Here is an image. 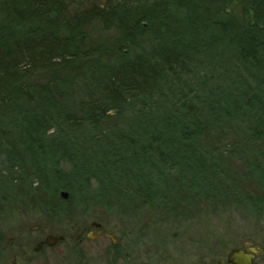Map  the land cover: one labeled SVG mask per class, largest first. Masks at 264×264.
I'll list each match as a JSON object with an SVG mask.
<instances>
[{"label":"trees","instance_id":"16d2710c","mask_svg":"<svg viewBox=\"0 0 264 264\" xmlns=\"http://www.w3.org/2000/svg\"><path fill=\"white\" fill-rule=\"evenodd\" d=\"M230 3L0 0V214L22 205L59 217V205L94 199L133 209L159 198L176 211L200 190L241 188L225 156L243 161L263 202L264 0L239 14ZM201 62L215 87L230 84L207 113L187 90L171 93ZM133 105L147 111L139 131L124 129ZM208 136L216 146H203ZM174 167L187 172L168 183Z\"/></svg>","mask_w":264,"mask_h":264},{"label":"rangeland","instance_id":"374dc122","mask_svg":"<svg viewBox=\"0 0 264 264\" xmlns=\"http://www.w3.org/2000/svg\"><path fill=\"white\" fill-rule=\"evenodd\" d=\"M248 1L250 0H231V9L235 14H239ZM202 60H204L203 57ZM208 65L205 62L195 65L193 69L182 75L177 88L171 92L172 95L178 96L181 88L184 89V92L187 90L186 94L191 100L188 105L197 107L204 113H207L213 105L211 104L213 101L211 97L215 91H226L230 85L223 86L224 83L220 80V86L215 87V82H211L212 78L210 79L209 74L215 72L210 67L211 65ZM159 105L161 112L162 107L169 109L172 103ZM132 108L126 112L124 122L129 127L124 129L139 131L142 127L136 129L139 126L136 125V122L140 121L141 125H144V115L147 114V111H139V107L134 105ZM160 112L157 113L161 115ZM161 122L158 119L153 120V123L158 126L162 124ZM149 125L151 124H145L146 130L151 129L148 127ZM217 138V136L203 138V146L208 147L209 144L212 147L216 146ZM232 138L228 137L227 139ZM222 139L224 138L222 137ZM225 159L226 162L231 163L230 175L238 176L239 180L244 179L240 182L241 185L239 184L241 188L234 189L235 186L232 185L233 188L230 191L225 190L217 195L212 194V196H210L207 188L205 192L204 189L200 190L196 192L197 196L192 193V196L188 197L189 200L191 199L190 203H187L188 205L184 204L177 207L176 211H171V209L162 206L159 198H156L152 204L145 206L133 205V209L119 205L108 208L104 201L94 199L88 206H79L78 204L69 206L68 213L65 206L58 204L62 208V215L59 217L46 215L40 206L28 208L30 206L17 205L16 207L4 208L5 212L0 214V230L5 235H16L20 230L29 232L36 227L41 230L60 231L98 221L122 239V246L126 240L131 241L133 246L130 252L133 255L153 247H159L162 252H168L174 260L182 258L186 262L185 264L190 262L189 255H187L188 250L210 249L212 256H222L231 249L240 247L246 241L264 245V201L257 204V198L260 196L258 184L254 176L250 177L245 174L247 171L244 170L243 161L241 163L240 158L232 160L225 156ZM1 161L0 169H3ZM61 168H65L64 163L61 164ZM177 171L181 172L182 170L174 167L169 175L167 174L168 183H173L174 177L177 178L179 175ZM186 172L183 170L181 175ZM249 178L251 179L249 180ZM227 192L236 193L238 198H233L232 195L225 198L224 193ZM241 194L243 200L240 199ZM78 201L76 199V202ZM1 211L2 208L0 207ZM182 252L186 253L183 254Z\"/></svg>","mask_w":264,"mask_h":264},{"label":"flooded vegetation","instance_id":"af4514ba","mask_svg":"<svg viewBox=\"0 0 264 264\" xmlns=\"http://www.w3.org/2000/svg\"><path fill=\"white\" fill-rule=\"evenodd\" d=\"M18 233L5 235L0 230V264L186 263L182 258L174 260L159 247L133 255L130 252L133 246L131 241L126 240L122 246V239L98 221L69 230L49 231L36 227L29 232L20 230ZM254 248H258V252H252ZM188 251L190 262L187 264H234L229 260L233 251H241L249 264H264V245L251 241L244 242L222 256H212L210 249Z\"/></svg>","mask_w":264,"mask_h":264},{"label":"water","instance_id":"95a60500","mask_svg":"<svg viewBox=\"0 0 264 264\" xmlns=\"http://www.w3.org/2000/svg\"><path fill=\"white\" fill-rule=\"evenodd\" d=\"M62 200L66 201L69 198L68 193L62 192L60 194ZM112 239V238H111ZM114 241V240H113ZM252 252H258V248H254ZM241 251H233L230 254L229 260L234 264H249L248 260Z\"/></svg>","mask_w":264,"mask_h":264}]
</instances>
